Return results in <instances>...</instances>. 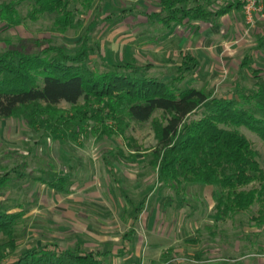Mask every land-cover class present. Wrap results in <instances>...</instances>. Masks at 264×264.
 <instances>
[{
	"label": "rangeland",
	"instance_id": "374dc122",
	"mask_svg": "<svg viewBox=\"0 0 264 264\" xmlns=\"http://www.w3.org/2000/svg\"><path fill=\"white\" fill-rule=\"evenodd\" d=\"M91 2L87 25L65 35L52 33V16L12 29L0 21V52L8 41L16 45L19 40L51 39L74 54L88 30L91 68L114 70L134 58L149 76L175 74L189 43L165 39L164 24L152 18L158 0ZM221 2L227 5L230 1ZM29 9L23 5L20 14L25 16ZM242 27L239 35L236 27L219 25L222 34L205 35L209 37L205 45L193 36L189 52L202 62L186 76L192 87L218 97L237 96L243 88L250 93L261 91L264 99V60L253 63L251 70L256 73L240 66L243 48L259 44L257 27L246 23ZM222 40L226 42L216 54ZM235 46L243 53L232 51ZM60 107L69 108L65 103ZM198 118L200 115L193 116ZM242 131L264 169V143L255 134ZM155 146L150 123H131L123 135L111 138L93 136L88 130V137L63 143L31 129L23 117L0 120V178L7 175L0 190V209L21 215L17 249L9 258L49 246L56 251L109 252L106 261L114 264H162L164 259L175 264H264V201L232 219L216 221L211 199L214 188L195 184L177 193L158 182L157 170L150 165ZM60 178L68 180L66 195L49 186ZM144 200V209L135 221L134 210ZM166 200H170L169 206ZM5 241L0 234V244Z\"/></svg>",
	"mask_w": 264,
	"mask_h": 264
},
{
	"label": "trees",
	"instance_id": "16d2710c",
	"mask_svg": "<svg viewBox=\"0 0 264 264\" xmlns=\"http://www.w3.org/2000/svg\"><path fill=\"white\" fill-rule=\"evenodd\" d=\"M232 1L211 13L204 5L179 7L186 0H163L165 29L185 18L208 21L229 9H243L242 0ZM26 4L30 9L22 16L20 8ZM91 4V0H2L0 21L12 29L52 16V33L65 35L87 25ZM84 37L74 54L51 39L19 40L16 45L8 41L0 52V120L23 117L31 129L63 143L88 137V130L93 136L111 138L123 135L131 123H150L156 140L150 165L157 170L161 185L177 193L195 184L214 188L211 199L216 221L232 219L264 201V169L242 131L255 134L264 143V116L258 115L264 113L261 91L250 93L240 88L237 96L218 97L192 87L186 76L201 65L192 54L183 56L175 74L162 78L149 76L134 58L114 70L100 72L89 63L88 30ZM250 65L247 58L242 67L252 71ZM62 103L69 108H61ZM195 115L200 118L193 119ZM6 180L7 175L0 178V190ZM67 183L60 178L49 186L66 195ZM145 201L134 210L135 221ZM165 205L169 206L170 200ZM20 216L0 209V234L6 238L0 244V264L17 249ZM108 254L43 246L9 258L8 264H114L106 261ZM162 264L175 263L164 259Z\"/></svg>",
	"mask_w": 264,
	"mask_h": 264
},
{
	"label": "crops",
	"instance_id": "0c3cea01",
	"mask_svg": "<svg viewBox=\"0 0 264 264\" xmlns=\"http://www.w3.org/2000/svg\"><path fill=\"white\" fill-rule=\"evenodd\" d=\"M158 2H159V7L152 9V11H154V14L156 13L154 16L152 15V18L154 21L158 20L160 24L163 23L165 27L166 24L163 22L164 21L163 19L165 18L166 12L164 11V8L162 6L163 0H158ZM232 2L233 1L231 0L229 4H231ZM229 4L224 5L222 4L221 0H186V2H184V4L182 5H179V7L180 6L185 7L186 5H188V8L192 9V8L198 7L199 5H204L209 12L217 13L220 10L225 9ZM147 11H149V8ZM158 15H159V18H157ZM244 23L246 22H245L243 10L232 8V9L227 10L225 14L219 15L218 17H213V16L210 17L208 21H201V20L190 21L188 18H185L180 23L174 22L172 23V28L170 30H167V32L163 34V36H165V39L170 42L172 41L181 42L182 40L183 41L187 40L189 43L187 44L188 52H185V53L192 54V52H189V49H190L189 47H191L192 45L193 36L195 37L194 39L197 40V42H200V45L201 44L205 45V43H209L208 42L209 37L205 35H210L211 33H215L216 35H219V33L222 34V31L221 32L219 31L218 33L217 26L219 25L227 26L228 28L236 27L235 30H238L239 35H240L241 34L240 32H242L243 30L242 26ZM253 26L257 27L256 29L257 33L255 34V36H258L257 39L259 41V44L258 45L253 44V47L249 49L243 48L245 51L243 54L244 59L240 65L241 67L247 58H250L251 60V65H250L251 68L254 66V64H256L257 60L259 61L261 60V58L262 60H264V14L257 15L255 17V22ZM199 28L200 30H198ZM180 29H185L187 31L180 32L181 31ZM225 42L226 41L222 40L220 44L219 43L217 44L218 46L216 47V54L220 52L219 49L220 47H223ZM238 43L243 44V40H240ZM196 44L195 46L197 47ZM236 45H239V44H236ZM241 49L239 48V46H235V48L232 49V51L238 50L240 51V53H243V50ZM186 54H183L182 56ZM193 56L197 57L201 61L200 56H196V55H193ZM242 68H245V67H242ZM255 85L259 86L260 82L256 81ZM8 213H11V212H8ZM69 249H74V248H69ZM10 261L12 260L6 259L3 262V264H8Z\"/></svg>",
	"mask_w": 264,
	"mask_h": 264
},
{
	"label": "built area",
	"instance_id": "2783aa9c",
	"mask_svg": "<svg viewBox=\"0 0 264 264\" xmlns=\"http://www.w3.org/2000/svg\"><path fill=\"white\" fill-rule=\"evenodd\" d=\"M231 1V0H228ZM245 22L253 26L255 17L264 14V0H242Z\"/></svg>",
	"mask_w": 264,
	"mask_h": 264
}]
</instances>
